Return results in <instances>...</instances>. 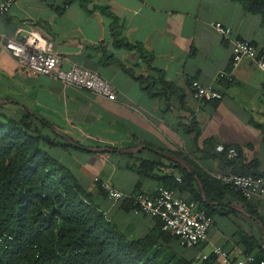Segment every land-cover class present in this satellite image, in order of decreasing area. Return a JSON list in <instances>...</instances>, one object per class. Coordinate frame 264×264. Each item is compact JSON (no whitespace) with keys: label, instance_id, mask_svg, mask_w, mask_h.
<instances>
[{"label":"crops","instance_id":"crops-1","mask_svg":"<svg viewBox=\"0 0 264 264\" xmlns=\"http://www.w3.org/2000/svg\"><path fill=\"white\" fill-rule=\"evenodd\" d=\"M216 21L232 29L230 39L213 28L211 23ZM19 29L20 35L38 31L59 55L96 71L117 89L113 97H102L50 75L20 73L16 59L0 40V105L17 117L32 114L72 141L74 147H54L51 154L130 240L158 233V221L132 210L128 201L115 204L107 199L95 177L124 193L155 194L163 186L159 178L181 177L179 163L168 155L189 163L182 158L187 157L212 175L233 173L218 145L236 151L234 159L240 166L251 164L255 171L264 172V71L245 59L234 69L231 82L217 77L231 69L233 40L253 41L264 50V25L241 3L87 0L84 7L80 0H16L11 11L0 17V38ZM127 44L136 48L128 49ZM63 67L69 68L70 63ZM157 71L179 92L151 96L145 89L148 85L155 83V93L162 89L156 82ZM194 79L214 83L224 98L194 99ZM194 124L201 130L198 138ZM143 160L160 165L153 177L139 172ZM203 196L206 200L204 192ZM225 201L235 212L214 216L207 241L188 249L174 240L173 248L199 259L207 248L211 253L221 246L235 258L244 255L242 232L264 242V227L248 213L257 210L264 218V199L247 204L234 197ZM213 264L221 263L216 259Z\"/></svg>","mask_w":264,"mask_h":264},{"label":"trees","instance_id":"trees-1","mask_svg":"<svg viewBox=\"0 0 264 264\" xmlns=\"http://www.w3.org/2000/svg\"><path fill=\"white\" fill-rule=\"evenodd\" d=\"M234 1L241 3L245 11L258 15L264 25V0ZM80 2L87 6V0ZM251 42L258 47L256 42ZM125 46L136 48L131 44ZM141 52L144 55L143 49ZM143 58L148 60L147 55ZM157 72L156 82L162 89L155 93V83L148 85L145 89L151 96L168 97V92H179L175 84L166 81L163 73ZM140 81L145 83L148 79ZM192 129L198 138L201 135L199 126L194 124ZM58 146L74 147L32 114L17 117L0 105V264H213L217 259L210 255L200 260L188 256V251L178 252L172 246L178 239L163 231L157 218L154 219L158 221V233L130 240L108 219L107 212L100 209L93 195L74 174L51 154L50 150ZM229 149L231 147H225L221 155L233 173L264 176V172L255 171L251 164L240 166L234 157L228 156ZM182 158L192 169L176 164L181 182L174 174L159 178L163 187L174 190L177 196L195 201L213 218L216 214L227 216L235 212L225 201L227 197L246 204L251 201L187 157ZM159 166L143 160L138 170L144 176L153 177ZM100 187L108 199L101 184ZM215 202L218 204H211ZM128 203L133 210L132 203ZM248 213L264 227V218L257 210H248ZM241 235L245 244L242 257L253 255V264H264L262 238L258 240L244 232ZM238 258L241 257H232Z\"/></svg>","mask_w":264,"mask_h":264},{"label":"built area","instance_id":"built-area-1","mask_svg":"<svg viewBox=\"0 0 264 264\" xmlns=\"http://www.w3.org/2000/svg\"><path fill=\"white\" fill-rule=\"evenodd\" d=\"M15 3L16 0H0V17L9 13ZM211 24L225 39L231 38L230 27L219 21ZM21 31L22 29H19L13 36L3 35L0 38L3 46L16 59L20 73L33 76L50 75L65 85L88 90L102 97L116 95L117 89L112 82L96 71L59 55L54 49V44L45 40L38 31L31 30L20 35ZM245 59L253 61L264 71V52L249 40L235 39L232 42L231 69L221 71L217 76L218 79L231 82L234 69ZM65 62L70 63L69 68L63 67ZM191 90L194 99L198 101H220L224 98V94L216 88L214 83L203 84L194 79L191 82ZM224 149L222 145L217 146L220 152ZM237 155L238 153L234 150L228 153L231 158ZM214 176L245 199H264V176L235 173H218ZM176 180L182 181L180 176H176ZM95 181L101 184L107 192L108 199L113 203L119 204L128 200L132 203L134 211L159 219L162 230L175 236L182 247L196 248L207 241L208 232L214 225L215 219L205 209H201L195 201H187L177 196L174 190L163 186L158 187L155 194L141 191L124 193L116 189L109 181L99 177H95ZM210 255L216 256L221 264H253L255 260L253 255L234 260L221 246L213 247L209 254L200 253L198 258L205 260Z\"/></svg>","mask_w":264,"mask_h":264},{"label":"water","instance_id":"water-1","mask_svg":"<svg viewBox=\"0 0 264 264\" xmlns=\"http://www.w3.org/2000/svg\"><path fill=\"white\" fill-rule=\"evenodd\" d=\"M60 133V132H59ZM63 137H65L68 141L72 142L67 136H65L64 134L60 133ZM86 149L88 150H94L93 148H89V147H86ZM168 157L172 158L174 161L178 162L179 164H181L184 168L186 169H190L191 166L189 163L183 161L182 159L178 158V157H174V156H170L168 155Z\"/></svg>","mask_w":264,"mask_h":264},{"label":"rangeland","instance_id":"rangeland-1","mask_svg":"<svg viewBox=\"0 0 264 264\" xmlns=\"http://www.w3.org/2000/svg\"><path fill=\"white\" fill-rule=\"evenodd\" d=\"M206 252H207L206 254H209V253H210V249L207 248V249H206Z\"/></svg>","mask_w":264,"mask_h":264}]
</instances>
